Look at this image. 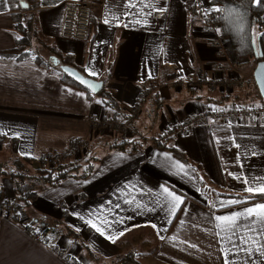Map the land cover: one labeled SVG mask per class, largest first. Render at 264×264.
Segmentation results:
<instances>
[{
    "label": "crops",
    "instance_id": "0c3cea01",
    "mask_svg": "<svg viewBox=\"0 0 264 264\" xmlns=\"http://www.w3.org/2000/svg\"><path fill=\"white\" fill-rule=\"evenodd\" d=\"M18 1L0 0V52L16 47L15 17L21 15L36 55L45 61L55 53L69 58L115 102L112 108L104 106L96 94L65 83L55 69L32 59H0V162L18 156L37 165L46 154L68 151L74 140L85 145L83 153L97 158L87 179L41 191L32 204L35 213L61 220L102 262L131 251L139 233L146 247L140 257L144 264H264V214L255 208L264 199L248 201L264 196L259 191L264 188V124L246 118L196 124L185 135L173 131L210 109L260 97L251 81L252 88L232 94L176 86L198 76L219 80L250 71L249 66L236 69L228 43L224 58L215 57L191 1L105 0L93 13L84 42L60 35L62 6L75 0ZM146 90L152 93L142 112L127 118ZM91 120L127 121L130 130H99ZM142 128L154 133L146 138ZM132 138L141 140L137 152L108 149L113 141ZM159 143L199 165L204 185ZM3 186V195L12 200L11 185ZM206 187L216 190L211 199ZM248 208L254 212L248 214ZM233 213L244 215L230 228L224 227L230 221L217 220ZM22 223L0 215V264H67L65 256L92 264L72 239L56 235L43 245Z\"/></svg>",
    "mask_w": 264,
    "mask_h": 264
},
{
    "label": "trees",
    "instance_id": "16d2710c",
    "mask_svg": "<svg viewBox=\"0 0 264 264\" xmlns=\"http://www.w3.org/2000/svg\"><path fill=\"white\" fill-rule=\"evenodd\" d=\"M11 1L16 4L19 2L18 0ZM211 2L217 4L223 11L221 19L222 34L233 50L235 62L244 63L249 60H256L259 57V53L264 56V0H211ZM26 3L29 4V0H26ZM15 19V29L20 37L17 39L16 47L13 50L0 52V59L16 62L32 59L39 67L47 70L55 69L61 76V80L65 83L83 90L88 95H93L60 71L59 66L75 68L69 58L63 57L59 53L52 54L50 52L53 55V60L45 61L36 55L30 48L31 35L29 34V24L22 23L21 15H17ZM77 71L88 78L81 70L77 69ZM142 93L148 95L149 98V94L152 92L151 90H146L145 92L142 91ZM96 95L101 98L104 106L109 108L115 106L113 99L103 90ZM127 118H130L129 113ZM153 141L158 142L156 139ZM70 145V149L62 154H46L42 156L36 161L37 165H33L34 161L32 158H21L18 156H14L11 161L0 162V201L6 199L3 195V184L9 183L13 193L12 201L17 204L23 216L25 215L24 217L29 228H41L40 234L45 245L54 236L62 234L78 244L82 251H85L95 264L101 261V259L91 252L79 234L65 225H62V228L59 227L61 223L58 220L37 215L32 211V204L38 199L41 191L57 187L67 180H85L94 172V162L97 161V158L86 152L83 153L82 158L75 159L74 156L77 153L75 147L79 146L80 142L74 140ZM158 145L165 148L178 160L193 169L200 185H204L205 181L199 165L193 163L183 152L174 147L167 148L163 143H159ZM141 147V140L138 138L123 139L108 144V149L110 148L116 152L132 153L139 151ZM263 199L264 196H249L248 201ZM7 217L14 222L18 221L15 217ZM64 260L67 264H78L71 257L65 256ZM103 262L107 264H139L135 255L131 253L118 256L109 261L103 260Z\"/></svg>",
    "mask_w": 264,
    "mask_h": 264
},
{
    "label": "built area",
    "instance_id": "2783aa9c",
    "mask_svg": "<svg viewBox=\"0 0 264 264\" xmlns=\"http://www.w3.org/2000/svg\"><path fill=\"white\" fill-rule=\"evenodd\" d=\"M196 13L202 19L203 32L210 37V46L214 51L217 59L224 58L225 55V38L222 34L221 19L223 17L222 9L211 2V0H190ZM105 0H75L65 2L63 4L62 22L60 35L64 39L77 40L84 42L88 39L90 32L91 18L95 11L101 10L104 7ZM264 62V56L258 57L256 60L244 63H236L237 70L250 67V71L244 75H238L235 78L208 80L205 81L202 77L198 76L192 80H180L176 82L179 89H186L190 91L200 90L206 88L211 91H218L223 94H232L235 89L246 88L248 83L254 84L253 72L258 62ZM148 101V95L143 94L139 98L140 104L134 107L129 112L130 118L135 119L143 110V107ZM254 118L264 124V99L257 98L254 103L238 104L230 106L226 109H210L202 115H197L192 120H186L179 123L173 128L176 135H185L188 130L196 125L210 121H218L224 123H234L243 119ZM90 124L94 128L110 129L112 131L121 130L126 132L130 129V124L127 121H94L91 120ZM80 146H76V152H80ZM21 210L17 204L12 200L0 201V215L15 217L18 221H23L24 231L28 233L39 243L45 245L41 237L39 228H29L25 220H22ZM23 216V214H22Z\"/></svg>",
    "mask_w": 264,
    "mask_h": 264
},
{
    "label": "water",
    "instance_id": "95a60500",
    "mask_svg": "<svg viewBox=\"0 0 264 264\" xmlns=\"http://www.w3.org/2000/svg\"><path fill=\"white\" fill-rule=\"evenodd\" d=\"M259 57L262 54L259 53ZM62 73L67 75L70 79L80 84L82 87L90 91L92 94H98L102 90L101 83L84 77L76 69L67 66H59ZM253 80L258 91L259 96L264 99V62H258L253 72Z\"/></svg>",
    "mask_w": 264,
    "mask_h": 264
},
{
    "label": "rangeland",
    "instance_id": "374dc122",
    "mask_svg": "<svg viewBox=\"0 0 264 264\" xmlns=\"http://www.w3.org/2000/svg\"><path fill=\"white\" fill-rule=\"evenodd\" d=\"M226 44H227V41L225 42V47H226ZM223 59V58H222ZM252 84V83H251ZM248 85H249V83H248ZM254 85V84H253ZM250 86V85H249ZM249 86L247 87V88H249ZM250 88H252V87H250ZM249 88V89H250ZM255 89H256V87H255ZM256 91H257V89H256ZM258 92V91H257ZM252 97V96H251ZM253 99V98H252ZM105 129V128H104ZM101 130V129H100ZM130 130V129H129ZM129 130H127V131H129ZM126 131V132H127ZM141 131H143L142 132V135H144L146 138H149V137H151L150 135H151V133H154L152 130H149V132L147 131V129H144V128H142V130ZM118 132H123V131H121V130H118ZM123 133H125V132H123ZM80 146V152H77L76 153V155L74 156L75 157V159L77 158V159H80V158H82L83 157V151H84V149L83 148H85L84 146V144H80L79 145ZM82 155V156H81ZM4 163V162H3ZM32 173V172H31ZM215 189H209L208 187H206V192H207V196L211 199L212 197H213V195L215 194ZM5 200H9V199H5ZM32 211L35 213V211L33 210V208H32ZM22 212H21V214H20V216H21V218H22V220H25L26 218L24 217V216H22ZM36 214V213H35ZM38 215V214H37ZM11 217V216H10ZM61 224H59V227H61L62 228V225H64L63 224V222L61 221V220H58ZM22 225V227H24V225H23V223L21 224ZM39 231L41 232V228L39 227ZM137 234H139V233H137ZM136 234V237H138V239L136 238V240H133L132 241V250L130 251H127V252H125L124 254H127V253H131V254H133V255H135V257H136V260L139 262V264H144L145 263V259H142V258H140L142 255H144V248H146L145 246H143V244L142 243H140V237L138 236ZM145 238H146V240L147 239H150V238H148V234L147 233H145ZM152 245H153V243H152ZM149 247H150V245H149ZM83 252V251H82ZM85 252H83V254H84ZM86 254V253H85ZM123 254V255H124ZM137 255V256H136ZM139 256V257H138ZM83 258H86V259H88V260H90V257L88 256V255H84L83 256ZM92 264H93V262L92 261H90ZM80 263L81 264H85V262H83L82 260H80ZM95 264H107V263H104V262H102V261H98L97 263H95Z\"/></svg>",
    "mask_w": 264,
    "mask_h": 264
},
{
    "label": "snow or ice",
    "instance_id": "6c2138e0",
    "mask_svg": "<svg viewBox=\"0 0 264 264\" xmlns=\"http://www.w3.org/2000/svg\"><path fill=\"white\" fill-rule=\"evenodd\" d=\"M247 191L253 192V191H256V190H254L253 188L249 187L247 189ZM259 191L261 193H264V188L259 189ZM176 199H178V197ZM255 208L260 210V214H264V204H258V205L255 206ZM246 212L248 214H252L254 212V209L253 208H248L246 210ZM243 215H244V213H233L230 217H223V216L217 217V220H219V221H230L231 222L230 224L224 225L225 228H230L231 225L235 224L236 220L240 216H243ZM226 264H227V262H226Z\"/></svg>",
    "mask_w": 264,
    "mask_h": 264
}]
</instances>
